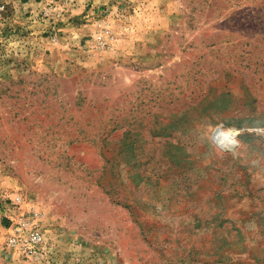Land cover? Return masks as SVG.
<instances>
[{
  "label": "rangeland",
  "instance_id": "obj_1",
  "mask_svg": "<svg viewBox=\"0 0 264 264\" xmlns=\"http://www.w3.org/2000/svg\"><path fill=\"white\" fill-rule=\"evenodd\" d=\"M0 264H264V0H0Z\"/></svg>",
  "mask_w": 264,
  "mask_h": 264
},
{
  "label": "built area",
  "instance_id": "obj_2",
  "mask_svg": "<svg viewBox=\"0 0 264 264\" xmlns=\"http://www.w3.org/2000/svg\"><path fill=\"white\" fill-rule=\"evenodd\" d=\"M13 202L22 204V195H16ZM37 213L11 221L4 233L5 249L32 262L44 261L49 252L46 233L36 221Z\"/></svg>",
  "mask_w": 264,
  "mask_h": 264
}]
</instances>
